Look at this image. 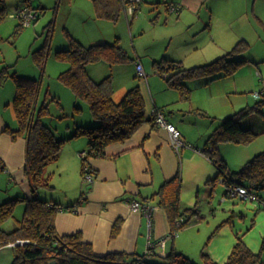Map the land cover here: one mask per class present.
<instances>
[{"label":"rangeland","instance_id":"rangeland-1","mask_svg":"<svg viewBox=\"0 0 264 264\" xmlns=\"http://www.w3.org/2000/svg\"><path fill=\"white\" fill-rule=\"evenodd\" d=\"M153 1L156 0H142L135 14L129 13L124 7L120 17L114 20L98 17L94 0H6V15L0 20V70L11 65V71H17L20 75L41 78L42 88L37 105L40 107L43 102H47L50 112L43 120L57 136L70 137L76 125L95 126L99 122L93 116L89 102L77 96L59 79V74L71 65L68 60L56 55L58 50L68 49L71 45L67 31L85 45L112 42L120 37L121 45L132 59L113 65L106 61L93 62L90 63L89 70L99 80L112 75L113 96L117 101L130 88L140 85L147 110L154 107L155 98H169L171 92H174L171 91L173 89L165 79V74L155 68V59L179 57L190 67L207 63L232 50L241 39H246L250 46L238 57H249L251 61L245 63L234 76L216 79L207 84L189 80L191 97H181L176 89L178 100L164 106L166 111H172L177 122L181 123L184 119L183 126L192 133L193 138H197V133L207 131L209 127L213 131L220 118L254 105L258 100L255 92L264 93V0H206L201 10L191 12L188 16H180L181 20L176 13L171 12L170 2L166 7L165 3ZM25 4L41 11L40 17L30 25H21L18 29L21 19L17 12ZM47 40L49 54L42 69L35 62L34 52ZM140 60L144 63L147 76L138 74L137 61ZM15 93L16 83L12 77H7L4 81L0 79V111L12 121V126L19 124L13 106ZM257 117L264 118V105L262 113L256 111L248 118ZM82 137L88 141L85 135L77 138ZM219 148L233 170H239L249 159L264 150V133L249 143L220 142ZM78 156L81 157L79 153ZM58 164L57 160L47 167L45 175L49 177L51 184L61 179L66 180V176L62 177L60 172H55L59 169ZM10 175L12 176L7 169L0 170V196L14 192L13 188L19 186L18 183L9 182ZM219 186L221 194L215 200V214L207 211L208 216L202 221L204 227L200 228L207 230L209 226L214 227L215 223L231 217L232 207L236 205L246 209L241 197L223 198L226 186L222 183ZM21 196L24 194H19ZM221 200L223 201L220 202ZM25 208L26 201H19L14 215L2 227L7 231L15 229ZM236 209L238 210V206ZM236 215L232 219H235V225L238 230L242 229V233L252 229L254 220H257V213H248L245 217ZM213 232L206 235L204 247L209 245ZM190 251L192 253V248ZM259 251L264 258V244ZM14 258L13 246L0 247V264H12ZM192 259L195 262L202 261V252V260ZM257 264L262 263L260 261Z\"/></svg>","mask_w":264,"mask_h":264},{"label":"trees","instance_id":"trees-1","mask_svg":"<svg viewBox=\"0 0 264 264\" xmlns=\"http://www.w3.org/2000/svg\"><path fill=\"white\" fill-rule=\"evenodd\" d=\"M25 1L29 2V0ZM5 3L6 0H0V20L6 15ZM94 5L98 17L117 20L125 7V1L94 0ZM21 25L22 23L17 26L18 29ZM50 31H52L51 23ZM67 33L71 45L68 49L58 50L56 55L68 60L71 65L59 74V79L77 96L89 102L92 114L99 123L95 126L79 124L76 125L70 137L57 136L56 132L43 120L50 113L49 104L43 102L40 107L37 105L42 79L23 76L17 71H11V65L0 70L1 81L12 77L16 83L13 106L19 126L17 128L7 126L5 131L9 132L14 139L22 135L27 138L25 170L32 192L31 196H16L0 203V247L19 239L26 240L14 246L15 258L12 264H120L122 261H127L129 264H137V262L138 264H220L204 252H202V262H195L190 256L175 248L163 255L156 251L155 246H150L153 250L151 255H147L146 251L134 254L110 252L106 255H98L93 244L84 240L82 231L68 234L58 232L55 220L62 206L58 202L40 196V189L54 187L45 174L47 167L59 159L65 142L70 138L87 136L89 149L85 156H81L84 177L85 166H89L90 157L105 156L108 145L128 140L146 122L157 125L154 109L164 113V107L158 106L151 114L148 113L140 85L130 88L122 99L117 101L113 96L112 75L109 74L101 80H96L90 74L88 69L90 63L106 61L113 65L132 59L121 45L119 37L112 42L104 41L85 45L73 37L69 31ZM249 46L246 39H241L232 50L225 54L208 63L191 67L185 66L182 61L166 57L155 60L154 64L156 69L165 74L164 77L171 88L177 89L181 97L190 98L192 88L188 84L189 80L234 76L245 63L251 61L249 57H238ZM48 54L49 42L47 40L41 48L34 52L35 62L42 69H44ZM263 105L264 99L260 98L254 105H248L220 118L206 141V147L203 148L218 169V176L209 183L215 185L216 181L222 178L226 185L225 196L229 195L232 184H240L257 193L260 200L264 199L260 194V191L264 189V150L249 159L239 170H231L219 148L220 142L249 143L263 134L264 118H248L256 111L262 113ZM6 169L7 165L0 157V170ZM89 171L95 172L91 168ZM182 188L183 171L180 163L176 174L163 182L151 196L152 199L157 200L159 206L167 211L172 225V236H175L181 229L205 218L197 206L185 207L183 205ZM21 200L26 201L24 215L17 220L15 229L7 231L2 225L14 215L15 206ZM181 218L184 220L179 223ZM226 223L228 219L216 227L212 236ZM121 225L122 219L115 221L112 228L113 237L119 234ZM237 236L238 241L224 264H257L260 262L262 260L261 251H253L244 241L241 233H237Z\"/></svg>","mask_w":264,"mask_h":264},{"label":"crops","instance_id":"crops-1","mask_svg":"<svg viewBox=\"0 0 264 264\" xmlns=\"http://www.w3.org/2000/svg\"><path fill=\"white\" fill-rule=\"evenodd\" d=\"M153 2L165 3L166 7L169 2L179 4V12H173L179 18L188 16L191 12H198L204 7L206 0H156ZM169 59L184 63L179 57ZM140 62L144 64L141 60ZM89 72L92 75L90 70ZM195 80L207 84L216 79ZM189 86L191 87L190 84ZM152 87L151 91H153ZM171 89L174 92H171L170 99L155 98L154 107L147 111L151 114L156 106L164 107L166 119L181 131L187 143V146L181 150L172 144L171 133L166 127L146 122L128 140L108 145L105 156L89 158L88 164L95 171L94 181L89 183L83 177L82 158L78 156L79 152H86L89 149V142L83 137L70 138L65 142L58 159L59 169L55 172H60L62 177L66 176V180L56 181L53 188H43V191H40V196L58 202L62 206L55 220L58 232L68 234L82 231L84 240L93 244L98 255H106L110 252L144 253L150 242L157 243L158 240L166 238L164 247L156 246V251L163 255L175 248L191 258L202 260L201 252H204L220 264H224L238 241L237 233L243 235L244 241L253 251L259 252L261 245L264 244V207L256 200L245 198H242V201L246 209L239 207L240 205H236L238 210L232 207L230 219L226 218L228 223L211 238L208 246L204 247V239L206 235L214 231L219 222L215 223L214 227L209 226L207 230L200 228L204 227L203 220L194 222L179 231L176 236L169 237L172 225L168 213L151 196L163 182L176 174L180 163L183 171L181 201L185 207L197 206L205 218L208 216L207 211L215 214L217 208L215 200L221 194L219 183L224 184L222 178L216 181L215 185L209 183L218 176L217 167L203 151L212 132L211 127L209 131H200L199 134L197 133L198 137L193 138L192 133L182 124L184 119L181 123L177 122L171 114L172 111L168 112L165 109L164 105L176 102L179 98L177 90ZM15 118L17 120L16 114ZM11 124L12 121L0 111V157L7 165L8 173L12 174L9 182L19 184L13 188L14 192L0 196V203L19 194L31 196L32 193L25 170L27 138L22 135L14 139L5 129L7 126L17 128L19 124L16 126ZM196 124L199 125L197 120ZM223 157L225 158L224 155ZM230 168L233 170L231 166ZM225 191L223 198L226 197ZM262 191L260 194L264 197ZM133 199L141 200L152 207L151 219L143 211H135L131 208L130 201ZM248 213H257V220H254L252 229L242 233V229H237L235 219L232 217L236 214L245 217ZM118 219H122L121 230L117 236L113 237L112 228ZM261 263L264 264V258Z\"/></svg>","mask_w":264,"mask_h":264},{"label":"built area","instance_id":"built-area-1","mask_svg":"<svg viewBox=\"0 0 264 264\" xmlns=\"http://www.w3.org/2000/svg\"><path fill=\"white\" fill-rule=\"evenodd\" d=\"M142 0H126L125 1V7L128 10L129 13L135 14L137 9L139 8V5L141 4ZM171 12H179L180 5L178 4H171L170 5ZM41 11L35 10L31 8L29 5L25 4L21 6L17 12V16L21 19V23L23 26L30 25L33 21H36V19L40 16ZM137 70L139 76H147V73L144 69L143 64L140 61H137ZM256 98L260 99L262 96H264V93L262 92H255ZM154 114L156 118L157 124L160 126L166 127L170 133H171V142L172 144L178 149L181 150L184 146H186V142L182 137L181 131L172 123L168 122L166 119L165 114L161 110L154 109ZM80 156H85L86 152L82 151L79 152ZM90 167L88 165L85 166V175L84 179L87 182H93L94 181V173L89 171ZM226 197H241L252 201H259L262 205H264V199L260 200L257 193H255L252 190H249L246 186L240 185V184H232L230 186V192L229 195ZM131 208L135 211H143L147 214V216L151 219V212L152 207L147 205L146 203L142 202L141 200L133 199L130 201ZM184 220V218H181L179 223H181ZM178 233H176L177 235ZM175 235V236H176ZM169 237H173L171 233L169 234ZM26 240L19 239L16 242H10L8 245L15 246L19 243H24ZM166 238H163L161 240H158L157 243L150 242L148 249L146 250L147 255H151L153 253V250L150 249V246H157L160 245L162 247L165 246ZM1 244V243H0ZM140 261V260H139ZM120 264H129L127 261H122ZM138 264V262H137Z\"/></svg>","mask_w":264,"mask_h":264}]
</instances>
